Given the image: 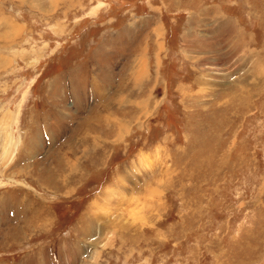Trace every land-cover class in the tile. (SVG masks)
Returning a JSON list of instances; mask_svg holds the SVG:
<instances>
[{"label": "rangeland", "instance_id": "374dc122", "mask_svg": "<svg viewBox=\"0 0 264 264\" xmlns=\"http://www.w3.org/2000/svg\"><path fill=\"white\" fill-rule=\"evenodd\" d=\"M0 264H264V0H0Z\"/></svg>", "mask_w": 264, "mask_h": 264}, {"label": "bare ground", "instance_id": "6f19581e", "mask_svg": "<svg viewBox=\"0 0 264 264\" xmlns=\"http://www.w3.org/2000/svg\"><path fill=\"white\" fill-rule=\"evenodd\" d=\"M123 128V127H122Z\"/></svg>", "mask_w": 264, "mask_h": 264}]
</instances>
